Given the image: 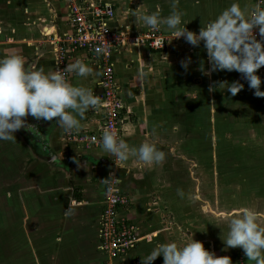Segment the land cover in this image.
Listing matches in <instances>:
<instances>
[{"label":"crops","instance_id":"0c3cea01","mask_svg":"<svg viewBox=\"0 0 264 264\" xmlns=\"http://www.w3.org/2000/svg\"><path fill=\"white\" fill-rule=\"evenodd\" d=\"M38 1L41 5L33 9L28 0H0V59L19 53L26 67L42 68L45 73L60 71L74 86L98 94L100 71L96 64L90 58L83 60L94 70L88 77L63 72L70 61L78 58L61 62L53 45V41L75 34L67 8L61 0ZM233 2L249 9L256 7L254 0H178L176 10L183 14L182 22H188L185 27L198 33ZM112 4L115 18L110 27L127 28L137 34L149 27L134 20L136 8L142 14L158 9L162 17L172 11L171 0H112ZM160 30L168 40L164 50L130 46L119 48L112 56L123 106L122 140L130 149L154 142L165 153L160 164L140 167L136 157L121 162L101 147L86 151L68 141V132L56 124L55 118L51 125L37 129L40 146H44L41 150L33 145L29 133L28 147L16 132L15 140L3 143L8 144L5 151L12 153L9 157L20 155L14 148L18 142L28 155V177L7 183L24 186L13 185L5 190L9 196L14 194L15 201L19 191L28 192V223L36 228L34 235L41 236L32 249V264H103L101 215L105 181L111 174L129 201L121 216L136 228L141 239L118 264H141V257L158 244L181 245L191 238L202 242L217 257H230L232 264H250L241 248H225V221L210 219L207 210L202 209L204 202L192 199V193L206 188L210 126L217 148L223 150L229 137L236 136L235 128L242 126L244 137L234 138L233 143L240 142L249 152L264 156V98L254 96V89L236 71L203 75L198 70L201 61L205 69L209 67L203 42L193 47L183 37L173 39L169 31ZM186 58L191 59L187 69L181 66ZM257 75L264 91V74L257 70ZM234 81L244 85L235 96L223 90V85L217 87L220 82ZM210 85L216 90L209 92ZM210 111L214 114L211 123ZM100 115L97 110L85 112L82 119L77 117L80 130L71 132L98 134ZM121 163L123 168L119 167ZM178 190L184 195H178ZM1 192L0 187V196ZM152 264H163V257L158 256Z\"/></svg>","mask_w":264,"mask_h":264},{"label":"clouds","instance_id":"9594fccd","mask_svg":"<svg viewBox=\"0 0 264 264\" xmlns=\"http://www.w3.org/2000/svg\"><path fill=\"white\" fill-rule=\"evenodd\" d=\"M177 3L178 0H171L172 11L166 17H162L158 9L151 14H142L139 7L132 15L136 22L154 30L163 28L170 32L173 39L183 37L193 47L203 42L209 64L205 69L201 61L198 70L203 75L236 71L242 74L248 87L254 89V96L264 98L260 87L262 80L257 75V70L264 66V8L249 9L233 2L215 20L195 33L185 27L188 22H182L183 14L176 10ZM189 63L191 59L186 58L181 61V66L187 69ZM63 72L79 77L94 74L91 66L78 59L70 61ZM222 85L231 96L244 87L237 81L230 84L220 82L218 89ZM214 90L210 85L209 92ZM99 107L100 99L92 90L74 86L60 71L45 73L42 68L32 70L30 66H25L19 53L0 59V140L13 141L16 131L25 127L31 129L25 119L27 116L46 121L55 118L56 124L66 133L79 131L80 119L85 112ZM101 148L121 162L136 157L140 167L158 165L165 159V153L154 142H143L138 148L130 149L124 140L107 130L102 134ZM77 164L79 166L78 161ZM119 167L123 168L124 164ZM178 195L183 196L184 193L178 190ZM192 199L199 201V194L193 192ZM215 215L227 222V236L222 238L225 248L239 247L250 264H264V211L240 206ZM158 256L163 257V264H232L230 257L215 256L204 248L202 242L193 238L181 245L176 242L160 243L148 255L141 257V264H152Z\"/></svg>","mask_w":264,"mask_h":264},{"label":"built area","instance_id":"2783aa9c","mask_svg":"<svg viewBox=\"0 0 264 264\" xmlns=\"http://www.w3.org/2000/svg\"><path fill=\"white\" fill-rule=\"evenodd\" d=\"M68 6V17L75 34L53 41L59 58L83 60L90 58L100 71V99L97 109L102 118L98 134L68 132L67 139L86 151L101 147L104 131L113 132L118 139L123 138L121 126L122 100L116 82L112 56L119 48L146 46L150 50L166 48L167 38L161 30L149 28L143 35L135 36L129 29L114 30L109 23L115 18L112 0H63ZM256 7H263L264 0H254ZM258 32V30H257ZM257 39L259 35L257 34ZM85 57V58H84ZM258 71L264 74V66ZM128 198L121 193L118 181L111 174L105 182L103 211L101 215V250L105 255L103 264H118V260L130 254L141 239L136 228L122 216L121 210L128 206ZM135 264H140L136 262Z\"/></svg>","mask_w":264,"mask_h":264},{"label":"rangeland","instance_id":"374dc122","mask_svg":"<svg viewBox=\"0 0 264 264\" xmlns=\"http://www.w3.org/2000/svg\"><path fill=\"white\" fill-rule=\"evenodd\" d=\"M40 3L38 0H28V6L33 9L41 5ZM146 32L132 33L139 36ZM213 115L212 111L208 114L210 123ZM239 122L241 121L237 123ZM212 130L210 126V140L206 145L208 162L206 168L208 173L204 177L206 188L201 192H195L204 202L201 204L202 209L207 210L210 219H215L218 212L230 211L240 206L264 211V156H258L254 151L249 152L240 142L233 143L234 138L244 137V127L235 128L236 136L230 135L229 144L223 150L214 144ZM1 141L0 187L3 193L1 192L0 196V264H32V249L40 241L41 236L34 235L36 228L31 222L28 223V192L19 191L15 201L14 194L9 196L5 190L6 188L9 190L13 185L24 186L17 183L8 186L7 183L9 180L19 182L28 177V155L18 142L14 148L20 155L14 154L13 157H9L12 153L5 151L9 149L8 144L4 145L5 140ZM234 145L239 148H235ZM195 148L199 149V146ZM260 149L262 148L259 147L258 150ZM20 195H24L23 198L22 196L20 198ZM31 229L33 232L30 234ZM225 229H228L226 221Z\"/></svg>","mask_w":264,"mask_h":264},{"label":"water","instance_id":"95a60500","mask_svg":"<svg viewBox=\"0 0 264 264\" xmlns=\"http://www.w3.org/2000/svg\"><path fill=\"white\" fill-rule=\"evenodd\" d=\"M26 119H28V121H26L27 125H31V129L26 127V129H28V133L32 136V139L34 140V144H36L37 146L38 145L40 146L39 138H41V136H40V134L36 133V132H38V130H37L38 126L41 125L43 127H47V126L51 125V121H46L43 119L36 120L31 116L26 117ZM34 133H36L37 135H34Z\"/></svg>","mask_w":264,"mask_h":264},{"label":"flooded vegetation","instance_id":"af4514ba","mask_svg":"<svg viewBox=\"0 0 264 264\" xmlns=\"http://www.w3.org/2000/svg\"><path fill=\"white\" fill-rule=\"evenodd\" d=\"M62 1V4L67 8V10H68V6L63 2V0H61ZM28 117V116H27ZM25 119H26V117H25ZM26 121H28V119H26ZM41 126V125H40ZM39 127V126H38ZM41 128L42 127H40L39 129L41 130ZM39 131V130H38ZM16 134L20 137V139H22V141H23V143H25L27 146H28V129H26V127L25 128H22V129H20V130H18V131H16ZM30 140H32V139H30ZM39 140H42V139H40L39 138ZM34 141V140H33ZM41 142V141H40ZM33 145H35L36 147H37V149L38 150H41L44 146L43 145H41V146H43V147H41V146H37L36 144H34L33 143Z\"/></svg>","mask_w":264,"mask_h":264}]
</instances>
